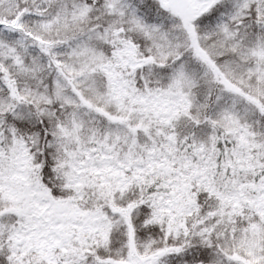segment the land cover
Listing matches in <instances>:
<instances>
[{"label":"trees","instance_id":"trees-1","mask_svg":"<svg viewBox=\"0 0 264 264\" xmlns=\"http://www.w3.org/2000/svg\"><path fill=\"white\" fill-rule=\"evenodd\" d=\"M79 1L94 4L93 13L99 19L88 25L101 27L103 16L109 20L113 17L105 7L110 0ZM116 1L127 13L125 19L131 18L134 11L135 20L144 31L149 28L155 34L147 38L137 31L136 23L133 29L131 24L124 27L128 31L125 43L136 45V57L148 61L156 46L178 50L186 61L182 69L186 82L173 77L181 67L173 55L161 64L145 62L134 70L122 65L111 70L108 81L118 85H106L108 96L115 105L129 107L133 113L142 111L149 134L141 130L115 145L111 137L103 143L105 153L98 150L99 137L104 139L101 132L104 135L109 128L119 129L121 136L126 137L129 126L124 119L118 121L91 110L98 117L93 122L92 140L78 135L74 145L65 140V144L54 146V136L58 135L55 124L64 119L67 108L53 102L48 106L54 112L49 117L43 106L31 108L19 99L21 102L13 109L0 110V184L7 180L21 186L30 182L45 197L39 199L42 204L37 208L41 221L38 229L26 231V226H18V233L0 235V264H138L160 254L156 264H236L231 258L239 239L264 213V151L259 153L264 143V91L260 96L251 90L245 92L255 97L252 100L236 93L221 94L223 81L215 80V68L207 67L205 71L201 62L194 59L198 36L205 37L207 43L221 40L217 27L222 21L220 5L200 15L192 27L189 25L195 31L192 38L186 24L159 0ZM261 1L264 20V0ZM258 6V2H253L240 19L243 26L237 40L244 33L248 38L259 34L260 43L264 41V28L258 29ZM17 13L19 9L15 8L6 17L0 14V31L10 22L16 24L9 25L12 33L22 29L24 39H33L27 44L29 49H41L36 37L29 34L27 23L18 27ZM88 25L85 28L91 27ZM185 39L187 45L183 44ZM179 40L181 43L176 46ZM224 45L230 49L229 42ZM112 49L107 46L103 50L111 53ZM220 53L218 64L236 60L234 52ZM29 57H25L27 66H50L54 71L57 55L51 51ZM0 62H7L2 53ZM1 63L0 70L5 68ZM115 64L119 66L117 60ZM116 74L125 75L121 85ZM47 84L51 89V80ZM9 87L0 91V97H10ZM255 88L258 90L257 86L252 89ZM151 93L155 98L146 99ZM18 106L26 109L25 115L18 117L13 113ZM11 130L15 140L26 145L25 156L29 154V166L34 169L32 176L15 168V162L23 155L10 150ZM58 201L69 202L76 212L98 214L108 221L112 227L107 242L87 236L84 252L63 253L56 229L60 227L58 218L51 209ZM261 227L264 230V223ZM44 234L50 236L48 241L43 240Z\"/></svg>","mask_w":264,"mask_h":264},{"label":"rangeland","instance_id":"rangeland-1","mask_svg":"<svg viewBox=\"0 0 264 264\" xmlns=\"http://www.w3.org/2000/svg\"><path fill=\"white\" fill-rule=\"evenodd\" d=\"M159 2L173 15H177L183 24H186L192 38L195 32L191 28L192 23L200 15L220 5L223 8L220 15L222 21L218 23L217 27L220 28L221 40L220 42L207 43L205 37L198 36L193 51L194 59L201 62L205 71L208 69L207 67L215 68V80L223 81L221 94L236 93L243 95L248 100L255 97L245 93L247 91L251 90L253 94H257L256 96L263 94L264 46L262 44L264 41L260 43L259 38L261 36L259 34L248 38L243 33L240 39L237 40L236 38L238 31L243 26L240 19L245 17L253 2L259 4L256 10L260 21L258 22V29L264 28L262 25L264 20L261 19L263 18L262 9L260 8L262 6L261 0H159ZM92 5L83 4L79 0H0V14L6 17V13L12 12L15 8L19 9L16 19L18 27L27 23L29 34L38 40V45L41 47L39 50L41 52L51 51L57 55L54 71L50 66L47 68H43L38 64L34 67H31L33 64L27 66L25 57H39L40 51L37 50L38 48L29 49L27 44L33 39H30L31 36L29 35L24 39L22 29L19 33H12L11 30L13 29L10 27L16 24L10 22L8 27L4 25L3 30L0 31V53L6 56L7 62H0L1 65L5 66L4 69L0 70L2 73L0 75V91L3 88L8 90L10 85L12 91L10 97H0V110L6 112L10 108L13 109V107L19 105L21 101H18L20 99L26 101L27 106L31 108L43 106V109H47L44 113L50 117V114L54 112L48 110V106L53 102H58L68 111L64 116V121L59 120L55 124L58 135L54 136V146L59 145L61 142L65 144V140L69 141V144L72 142L74 145L78 135L92 140L94 137L92 132L95 133L93 122L95 123L98 117L94 116L91 110L96 115L104 113L105 116L107 115L118 121L124 119L125 125L129 126L128 129L126 128V137L121 136V130H110V128L104 131V135L101 132L104 139L98 136L101 140L98 150L105 153L106 146L103 143L108 142L111 137L114 138L113 145H115L121 140L124 142L128 137L134 136L141 130L149 134L147 130L149 129L148 122L142 111L133 113L129 107L123 108L121 105H115L112 98L108 96L106 85H110L109 83L118 85L113 80L108 81L111 70L115 71V69L120 68V65L126 66V69L134 70L145 62L147 64L153 62L161 64L164 63L166 57L173 55V60H179V66H181L178 69L179 72L173 77L179 82H186L182 70L186 66V61L180 58L178 50L173 52L164 47L158 48L159 46H156V49H153V47L148 48V50L153 49L148 58L149 62L146 59L139 60L136 57V45L129 46L128 43H125L128 31L124 27L131 24L130 27L133 29L135 23L138 24V20L136 21L134 17L135 12H132L131 18L125 19L127 13H125L121 4L116 0H110L105 7H107V14L113 17L109 20L107 15L103 16L101 27H92L93 24H88L92 20L99 19L98 15L93 13L94 6ZM87 25L91 27L85 28ZM135 26L138 29L136 30L139 33H145L147 38L150 39L155 36V34L150 33L149 28L144 31V27L140 24ZM182 41L186 42L183 43L185 45L189 43L187 39ZM225 42H229V50L224 45ZM179 43H181L180 40L177 41L176 46ZM107 46L113 47L111 53L103 50ZM191 49L193 50L192 46ZM221 50L224 51V54L226 51L230 54L234 52L236 60L231 58L229 63L223 60L222 63L218 64L217 59L222 57ZM114 56L115 58H112ZM116 60L119 64L118 67L115 64ZM33 61L35 62V60ZM102 69L105 70V73ZM117 74L115 76H119ZM101 75L106 77V83L103 86ZM119 77L116 78L121 85L122 82L120 81L125 80L123 79L125 75ZM49 80L52 83L50 85L51 89H48L47 82ZM256 86L258 90L256 88L255 90L252 89ZM115 91L119 93L118 90ZM145 98L154 99L155 94L151 93ZM14 100H17L18 103H15ZM22 108V106H18L13 113L17 114L18 117L25 115L23 113L26 109ZM9 134L10 142H12L10 150L12 152L19 151L23 155L18 162H15L17 164L15 168L18 167L23 175L32 176L34 169L29 166L31 161L29 154L25 156L26 145L18 139L15 140V134L12 130L9 131ZM64 148L69 147L64 146ZM260 149L259 153L261 152L262 155L264 143L260 145ZM3 170L7 171V166L3 165ZM17 174L21 175L18 171ZM261 192L264 193V190H261ZM0 193L2 196L0 197V235L18 233V226H26V231L31 228L38 229V223H41V221L38 219L37 208L38 204H42L39 199L45 197L37 185L29 182L21 186L7 180L4 181V184H0ZM260 206L262 207V204ZM51 209L55 217L58 218L60 227L56 229L59 230V240L63 245V253L70 255L77 250L84 252L87 236H91V239L96 236L102 239V242H107L112 226L108 221L99 218L98 214L76 212L72 204L69 202L63 203L62 201L55 202ZM263 223L264 213L259 216L257 224H253L251 229L239 239L237 248L231 258L237 262L236 264H264V230L261 227ZM24 234L25 232L21 237ZM42 238L48 241L50 236L44 234ZM35 241L38 243V240ZM160 258L161 254L141 261L138 260V262L140 261L138 264H156ZM128 264L136 263L134 261Z\"/></svg>","mask_w":264,"mask_h":264},{"label":"bare ground","instance_id":"bare-ground-1","mask_svg":"<svg viewBox=\"0 0 264 264\" xmlns=\"http://www.w3.org/2000/svg\"><path fill=\"white\" fill-rule=\"evenodd\" d=\"M95 24H97V23H95ZM95 25H93V27H94ZM98 26V25H97Z\"/></svg>","mask_w":264,"mask_h":264}]
</instances>
